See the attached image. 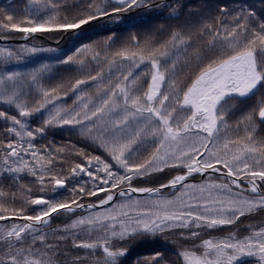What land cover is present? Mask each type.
Masks as SVG:
<instances>
[{
  "label": "snow or ice",
  "instance_id": "snow-or-ice-1",
  "mask_svg": "<svg viewBox=\"0 0 264 264\" xmlns=\"http://www.w3.org/2000/svg\"><path fill=\"white\" fill-rule=\"evenodd\" d=\"M0 264H264V0L0 6Z\"/></svg>",
  "mask_w": 264,
  "mask_h": 264
},
{
  "label": "trees",
  "instance_id": "trees-1",
  "mask_svg": "<svg viewBox=\"0 0 264 264\" xmlns=\"http://www.w3.org/2000/svg\"><path fill=\"white\" fill-rule=\"evenodd\" d=\"M12 2L19 3L20 0H0V6H3L6 3H12Z\"/></svg>",
  "mask_w": 264,
  "mask_h": 264
}]
</instances>
